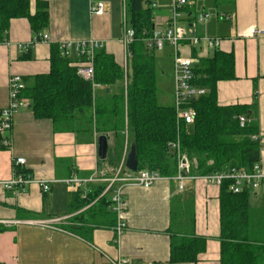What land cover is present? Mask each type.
<instances>
[{
    "label": "crops",
    "instance_id": "1",
    "mask_svg": "<svg viewBox=\"0 0 264 264\" xmlns=\"http://www.w3.org/2000/svg\"><path fill=\"white\" fill-rule=\"evenodd\" d=\"M41 1L47 3L49 20L40 33L48 34L53 43L87 39L102 42L100 49L111 54L122 67L125 86L131 54L129 46L121 42L124 16L127 17L126 26L132 27L125 0H103L110 6L107 14L90 13V3L97 0ZM187 1L180 20L184 27L190 26L197 14H213L216 11L206 21L196 23V32L199 36L219 37L220 42L215 49L233 54L235 77L217 82V100L220 105L247 107V116L257 125L255 133L260 136L258 163L264 173V33L259 36L249 33L251 27L264 30V0ZM172 2L153 1L155 5L152 3L151 21L154 29L167 26ZM36 3L37 0H30L32 12ZM223 14L229 18L225 19ZM33 36L27 18L10 19L6 39L0 42V110L9 100L10 73H18L23 78L49 71L51 42L39 41L27 51L20 52L19 45L29 42ZM201 48L186 40L178 50L180 54L191 57L194 66L201 59L211 56L214 50ZM175 52L169 45L153 49L156 67L171 79L172 105ZM25 53H29L30 57L20 58ZM68 58L70 63L75 60L74 56ZM168 65L169 71L166 70ZM93 90L94 96L109 91L100 84L93 86ZM124 123L120 152L116 151L119 139L113 133H107L108 152L106 159L101 160L97 155V138L100 134L94 131L77 134L68 129L56 130L51 119L33 115L29 101L19 107L8 134L10 145L0 148V182L12 177L13 160L22 156L26 160L24 169L34 178L48 179L49 190L43 192L35 182L26 184L22 189H4L0 185V262L220 264V186L216 184L186 179L181 191L172 179H160L149 188L125 186V229L120 236L115 230L116 214L109 209L110 193L102 195L101 190L95 198L75 208L87 198L89 192L101 185L88 181V178L96 175L97 169L111 166L122 157L125 130L128 142H132L127 121ZM70 179H80L81 182L68 181ZM247 190L250 225L263 231L264 182L254 190ZM54 218L60 219L48 226L37 223ZM172 231L178 236L195 235L206 239L205 250L199 254L196 262H169Z\"/></svg>",
    "mask_w": 264,
    "mask_h": 264
},
{
    "label": "trees",
    "instance_id": "2",
    "mask_svg": "<svg viewBox=\"0 0 264 264\" xmlns=\"http://www.w3.org/2000/svg\"><path fill=\"white\" fill-rule=\"evenodd\" d=\"M153 1L125 0L134 29V40L128 47L131 66L125 86L122 67L111 54L99 49L94 57L93 81L109 91L94 96L92 82L81 78L58 44L52 43L49 71L24 76L20 96L28 99L36 118L51 119L56 130L113 133L119 139L117 152L122 147L121 133L126 120L136 144L138 169L173 175L176 161L166 143L178 138L190 158L192 173L203 175L230 167L251 170L259 161V143L251 137L257 125L250 121L240 127L237 116L247 115V107L220 105L217 100V82L235 77L231 52L214 49L211 56L193 66V82L206 87L207 92L191 101L196 111L191 124L177 120L172 104L158 102L154 48L147 47L145 41L152 36ZM19 17L27 18L35 36L48 24L47 3L37 0L32 12L30 0H0V42L6 39L10 19ZM29 57V53L20 55ZM0 148H5L1 135ZM230 183L231 180H224L220 185V264H264V230L250 225L249 191L244 188L233 192ZM102 188L103 185H97L75 208L95 198ZM173 233L169 262H196L205 250L206 239Z\"/></svg>",
    "mask_w": 264,
    "mask_h": 264
},
{
    "label": "built area",
    "instance_id": "3",
    "mask_svg": "<svg viewBox=\"0 0 264 264\" xmlns=\"http://www.w3.org/2000/svg\"><path fill=\"white\" fill-rule=\"evenodd\" d=\"M188 3L187 0H173L171 14L167 21V26L164 29H154L152 36L145 41L148 46L155 49H162L166 45L172 46L176 52L173 59V106L176 111L178 121H183L185 124H191L194 121L196 111L190 104L191 101L204 95L207 92L206 87L200 86L193 82V59L189 56H184L179 53V46L184 41H189L190 44L197 48L204 47L215 49L220 42L219 37L199 36L196 32V23L204 22L209 18L208 12H201L195 16L194 22L188 27L182 26V8ZM155 5V3H153ZM109 3L103 0L91 2L89 11L91 14H107L109 12ZM225 19L229 16L224 15ZM127 17L124 16V34L121 42L124 46H129L134 40V29L126 26ZM251 35L259 36L264 33V30L256 27H251L249 30ZM39 41L52 42L50 36L46 33H38L33 38L24 44L19 45L20 52L27 51L33 44ZM59 49L65 56H74L75 60L70 63L76 73L84 80L92 82L96 86L94 80V57L97 50L102 47V42L96 39L87 40H63L57 42ZM202 49V48H201ZM25 83L23 78L18 73H10L8 77V103L0 110V135L1 144L4 147L10 145L8 134L10 133L14 117L19 110V107L27 104L28 100L20 96L21 90ZM240 127H244L250 122V117L245 114L237 116ZM125 133V147L122 157L111 166H104L96 170V175L88 178V181L98 182L103 185L101 194L110 193L109 209L116 214L117 221L115 230L120 236L125 229L124 212L127 207V201L123 197V188L127 185H138L143 188H149L160 179H172L176 181L178 190H183L186 179H200L218 186L224 180H231L230 189L233 192H240L244 188L254 190L264 182V173L261 171L258 161L253 165L251 170H245L236 167H230L221 171H215L207 174H191L190 158L182 150L179 139L171 140L166 143L167 150L174 156L176 161V172L171 176L159 174L157 171L149 169H137L131 171L125 165V159L130 143L128 142L127 130ZM252 139L257 140L259 149L261 140L258 133L251 135ZM26 160L19 156L13 160L12 177L8 180L0 182L4 189H22L26 184L35 182L43 192L49 190L48 179L34 178L25 169ZM80 184V179H70ZM60 218L49 220H40L37 223L42 226H48ZM119 264V263H117Z\"/></svg>",
    "mask_w": 264,
    "mask_h": 264
},
{
    "label": "water",
    "instance_id": "4",
    "mask_svg": "<svg viewBox=\"0 0 264 264\" xmlns=\"http://www.w3.org/2000/svg\"><path fill=\"white\" fill-rule=\"evenodd\" d=\"M108 152V138L106 134H100L97 138V155L99 159H106ZM125 165L131 171L138 169V156L136 144L131 142L125 159Z\"/></svg>",
    "mask_w": 264,
    "mask_h": 264
},
{
    "label": "rangeland",
    "instance_id": "5",
    "mask_svg": "<svg viewBox=\"0 0 264 264\" xmlns=\"http://www.w3.org/2000/svg\"><path fill=\"white\" fill-rule=\"evenodd\" d=\"M216 11L214 10V15ZM209 16V17H210ZM224 16V14L222 15ZM169 71V65L167 69ZM171 79L168 75L161 74V68L157 67V97L160 104H170L172 95Z\"/></svg>",
    "mask_w": 264,
    "mask_h": 264
}]
</instances>
